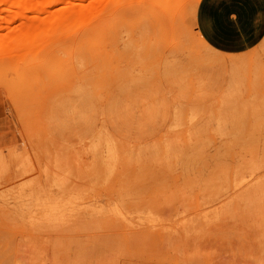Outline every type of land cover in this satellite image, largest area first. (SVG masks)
<instances>
[{"label": "rangeland", "instance_id": "374dc122", "mask_svg": "<svg viewBox=\"0 0 264 264\" xmlns=\"http://www.w3.org/2000/svg\"><path fill=\"white\" fill-rule=\"evenodd\" d=\"M205 2L0 0V264H264V0Z\"/></svg>", "mask_w": 264, "mask_h": 264}, {"label": "crops", "instance_id": "0c3cea01", "mask_svg": "<svg viewBox=\"0 0 264 264\" xmlns=\"http://www.w3.org/2000/svg\"><path fill=\"white\" fill-rule=\"evenodd\" d=\"M218 0H206L200 10V24L205 36L215 45L236 44L241 41L242 15L239 11L227 13L216 5ZM226 14V15H225ZM238 36V38H237Z\"/></svg>", "mask_w": 264, "mask_h": 264}, {"label": "bare ground", "instance_id": "6f19581e", "mask_svg": "<svg viewBox=\"0 0 264 264\" xmlns=\"http://www.w3.org/2000/svg\"><path fill=\"white\" fill-rule=\"evenodd\" d=\"M15 1V3H22V2H27L28 0H14ZM46 1H49V0H46ZM167 2H170V3H172L173 1H175V0H166ZM238 59H233V60H229L228 62H232V63H234V61H237ZM240 61V60H239ZM227 62V61H226ZM242 62V61H241ZM239 63V62H238ZM240 64V63H239ZM230 67V66H229ZM232 67H235V66H232ZM231 67V68H232ZM236 68V67H235ZM233 69V68H232ZM231 71V70H230ZM229 71V72H230ZM234 71H236V70H234ZM236 74H238L237 72H236ZM231 75H232V73L230 74V77H231ZM233 77V76H232ZM231 77V78H232ZM232 80V79H231Z\"/></svg>", "mask_w": 264, "mask_h": 264}]
</instances>
